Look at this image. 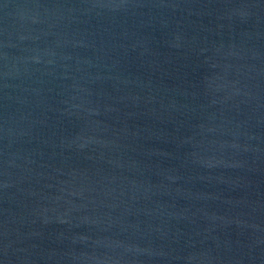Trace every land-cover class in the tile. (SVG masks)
<instances>
[{"label":"water","instance_id":"95a60500","mask_svg":"<svg viewBox=\"0 0 264 264\" xmlns=\"http://www.w3.org/2000/svg\"><path fill=\"white\" fill-rule=\"evenodd\" d=\"M0 264H264V0H0Z\"/></svg>","mask_w":264,"mask_h":264}]
</instances>
